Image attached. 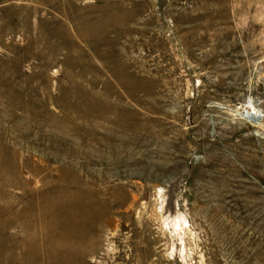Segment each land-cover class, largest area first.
<instances>
[{
	"label": "rangeland",
	"instance_id": "1",
	"mask_svg": "<svg viewBox=\"0 0 264 264\" xmlns=\"http://www.w3.org/2000/svg\"><path fill=\"white\" fill-rule=\"evenodd\" d=\"M0 264H264V0H0Z\"/></svg>",
	"mask_w": 264,
	"mask_h": 264
}]
</instances>
